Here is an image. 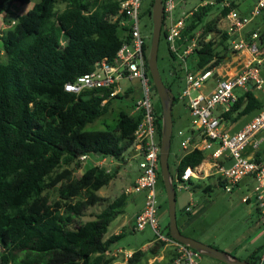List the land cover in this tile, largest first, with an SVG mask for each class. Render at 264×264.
I'll use <instances>...</instances> for the list:
<instances>
[{
  "label": "trees",
  "instance_id": "obj_1",
  "mask_svg": "<svg viewBox=\"0 0 264 264\" xmlns=\"http://www.w3.org/2000/svg\"><path fill=\"white\" fill-rule=\"evenodd\" d=\"M202 1L214 4L201 5L192 12L178 42L184 49L201 32L198 47L188 58L190 69L196 71L217 68L230 56V37L219 28L229 9L221 7L220 18L210 19L213 7L223 0ZM29 3L30 0L0 1V15H5L9 26L0 37V264H114L111 245L121 240L124 233L109 237L107 233L111 223L124 213L129 196L123 194L110 202L99 195L114 179V175L105 174V168L94 166L75 178L72 167H81V158L91 155L125 163V153L134 145L143 114L121 111L114 129L85 131L89 124L106 115L113 101L121 96L110 98L111 89L74 94L67 92L65 85L90 74L97 63L116 58L127 41L124 32L119 35L122 17L111 20L119 15V2L40 0L18 16L14 24L8 20L14 13L13 6ZM58 3L65 5L59 13ZM231 4L232 9L237 8ZM162 34L166 38L164 27ZM252 34L245 35L246 39ZM258 34L259 43L263 44L264 33ZM150 46H145L147 64ZM221 47H225L224 53ZM168 52L174 62L179 60L170 48ZM150 80L152 91L158 96L151 77ZM177 102L175 97L173 107ZM261 108V103L248 92L237 99L224 119L233 123ZM154 111L161 144L160 101L154 103ZM174 139L173 134L169 166ZM256 158L260 161L259 155ZM205 159V153L199 150L183 156L176 163L177 179H182L188 167H198ZM220 185L223 187L222 182ZM190 186L194 191L192 183ZM51 191L57 193V200H51ZM104 204L92 220L81 222L89 208ZM162 234L171 238L169 225ZM165 246L156 242L151 248L152 256ZM263 248L253 252L247 261L259 264ZM142 256V250L134 252L128 264H136Z\"/></svg>",
  "mask_w": 264,
  "mask_h": 264
},
{
  "label": "built area",
  "instance_id": "obj_2",
  "mask_svg": "<svg viewBox=\"0 0 264 264\" xmlns=\"http://www.w3.org/2000/svg\"><path fill=\"white\" fill-rule=\"evenodd\" d=\"M118 2L119 15L111 17V20L116 21L119 16L122 17L120 28L126 34L127 41L124 42L113 61L104 60L97 63L94 71L78 78L73 83L66 84L65 90L81 94L86 90L111 89L110 98H113L122 92L120 88L122 81L137 80L140 82L142 95L136 101L134 112H142L143 118L135 132L133 145L138 153L137 157H140V175L135 184L127 191L130 195L145 191L146 197L144 208L135 218V229L143 231L150 227L157 235V242H163L166 246L174 249L175 255L169 264H200L202 255L198 251L172 237H167L159 230L156 185L160 171V144L156 140L157 126L153 91L145 55L147 41L141 30L142 0H118ZM177 4L178 0H163V27L167 33L166 40L169 48L176 54L185 71L186 88L180 94V99L187 101L193 129L200 133L204 144L202 150H210L216 145L217 149L213 152V158L220 159L227 153L232 161L230 167L219 168V173L226 182L225 191L231 193L240 181L246 177H252L255 182L252 195L244 197L242 201L248 203L251 198H254L258 210L264 218V162L249 159L244 155V150L251 139L264 130V108L248 125L234 134H230L225 129L227 121L224 119V115L230 113L237 102L235 89L240 88L247 92L249 85L257 90H261L264 86V78L261 75V68L264 66V43H259L258 33H253L249 40L244 34L248 23L264 10V0L257 2L249 18L242 17L236 9H232L230 0H223L220 4L223 9H229L228 14L221 19L225 26H219L230 37L228 59L242 52H248L249 59L244 62L236 74L216 76V86L209 94L204 92V88L215 76V72L220 66L214 69L190 71L187 59L198 47V38L201 36V32L190 41L186 48L181 49L178 46V42L183 38L186 20L192 12L186 15H177ZM207 4H214V1H205L203 6ZM209 38L211 35L208 36ZM106 102L107 100L103 104ZM191 143L190 138L183 140L182 149L187 150L192 146L194 150L202 151L198 145ZM87 159L86 156L81 158L82 161ZM199 173L198 167H188L182 179L176 180V189L190 190V180L198 178ZM192 207L193 203L189 204L186 211L190 212ZM133 253L118 252L115 256H121L122 260L114 262V264H128ZM259 264H264V248Z\"/></svg>",
  "mask_w": 264,
  "mask_h": 264
},
{
  "label": "rangeland",
  "instance_id": "obj_3",
  "mask_svg": "<svg viewBox=\"0 0 264 264\" xmlns=\"http://www.w3.org/2000/svg\"><path fill=\"white\" fill-rule=\"evenodd\" d=\"M0 1H5L9 3L10 0ZM82 1L84 3H87L92 2L94 0ZM99 1L104 2L106 0ZM230 1L235 3L237 7L236 2H238V0ZM240 1L246 3V5L251 7V5H253L254 1L256 0ZM38 2H40V0H30V3L27 5L18 7L17 9L12 8V11L14 13L13 15L8 16V20H18V16L26 14ZM203 3L204 2L202 0H178L176 13L177 15H186L195 11L199 6L203 5ZM152 7V0H142V7L140 11L142 23L141 30L143 35L146 37L147 43H149L150 45L152 42L153 22L152 17L149 13L150 10H152ZM64 8L65 5L63 3H58L56 6L57 13L63 11ZM220 9V5H215L213 7L214 11L209 18L219 19L221 16ZM236 10L238 12L240 11V9L238 8H236ZM257 22H259V25L261 27L259 30L260 33H264V13L261 15L260 18H258ZM119 35H123V31L119 30ZM161 36L162 37L158 52L159 71L164 84L168 87H171L173 94L175 95V97L178 98V102L173 107V134L175 139L173 141L172 148L174 150V148L176 147V142L178 140L177 136L179 138L181 137L178 135L179 125L176 122L177 112L181 111L182 116L185 119L184 128H186V130L192 127V120L189 116V111L185 106L187 101L180 99V94L183 92L182 90H184V88L186 87L185 71H183V65H181V62L179 60L177 62H174L171 59L168 52V42L166 41V38L163 34ZM217 39L219 43L220 37ZM225 47H221V50L219 49L221 53H224L223 48ZM3 61H6L5 57L3 58ZM187 63L190 69L192 65L191 60H188ZM174 71L177 72V75L173 74ZM190 71L196 72L195 68L190 69ZM120 88L122 90V92L120 93V99H115L110 107L109 112L103 117L97 119L92 124H89L85 128V131H103L114 129L118 122V116L121 111L127 113L134 112L135 100L140 99L142 95L140 82L137 80H124L120 83ZM128 90L132 91V94L126 95L125 92ZM237 93H240V91H238ZM159 101V97L155 96V93L153 92V102L158 103ZM253 115L254 112L241 117L236 122H233L229 129V132L235 133L239 131L240 128H242L251 120ZM262 136L264 137V132L262 133ZM156 140L159 141L157 135ZM131 149H133V147ZM131 149H129L125 153L126 163L122 164L120 167H115L114 165H99L100 168H105V170L107 171H105V174L114 175V179L110 182L107 187L103 188L99 192V195L105 197L110 202L114 201L116 198L120 197L123 194H127L129 196V202L124 213L119 216L113 223H111L108 229L107 237L111 235H116V233H124V237L121 240L111 245V254L115 253V251H117L118 249H123L131 252L144 250L145 247L149 245V243L157 242V235L150 227L143 231H138L135 229V223L132 222L133 216L138 211V209L141 207L144 208L146 192L143 191L140 193H134L129 195L127 191L130 187L131 182L137 177L138 173L140 172L139 163L135 159L128 158ZM259 150L264 155V143L259 146ZM95 162L96 156L91 155L89 156L88 161L82 162L81 167L76 168L75 166H73L72 169L74 177H81L85 171H87L91 167H94L92 165ZM170 167L171 175L174 179H176V166L174 163L173 153L170 158ZM156 195L159 230L161 233H166L167 226L169 225V206L167 204L168 198L162 179L158 180L157 182ZM49 196L52 201L58 199V195L55 191H51ZM243 196L244 194H242L241 190H234L232 193H227L221 186H218L214 183L211 186L210 192L206 194L199 192L196 193L192 198L189 193L178 190L177 222L180 227L183 226V221L189 220L188 215L185 213V209L188 207V204L191 203V200L194 201V203H197L199 206L203 205L205 207L200 215L195 217L193 220H190L189 225L186 226V228H184L183 230L184 234H182L187 237H192L199 242L213 243L214 245H217V247H219V249L221 250L226 249L227 251L233 253V255L240 261L248 260L253 252H255L258 248L264 245V219L262 217H259L253 205L244 204L242 202ZM105 206L106 204L89 208L85 212L84 217H82L81 222L85 223L87 221L92 220L94 214L100 212ZM163 248L157 251L159 255H165V253H170L169 251L166 252V250ZM143 252L144 256L139 257L136 264H150L149 258L153 257L151 249L148 248ZM1 253L2 247L0 245V255ZM115 254H118V251ZM115 254L112 255L115 256ZM121 260V256H117L115 262ZM200 264L225 263L220 262L216 259L202 256Z\"/></svg>",
  "mask_w": 264,
  "mask_h": 264
},
{
  "label": "crops",
  "instance_id": "obj_4",
  "mask_svg": "<svg viewBox=\"0 0 264 264\" xmlns=\"http://www.w3.org/2000/svg\"><path fill=\"white\" fill-rule=\"evenodd\" d=\"M258 1L259 0L254 1L253 5H251V7H249L248 5H246V3L241 2L240 0H238V2H236V3H237V8L240 9V11H239L240 15L242 17L249 18L253 7L257 4ZM12 8L17 9L18 7L13 6ZM262 14H260L257 18L252 19V21H250L248 23V25H247V27H246V29L244 31L245 35L252 34V33H258L257 28L260 25H259V22H257V20H258V18L261 17ZM12 22L14 24L15 21L12 20ZM221 23H222V26H221ZM219 26L223 27V26H225V23L220 21ZM8 27L9 26L7 24H5V15L4 14L0 15V37L3 35V32ZM248 59H249V53L248 52H242L240 54H236L234 56H231L230 59L226 58L225 62L216 70L215 76L212 79H210V81L205 86L204 92L206 94H209V93H211L214 90V88L216 86V79H215L216 76L217 77H219V76L221 77V76H230V75L236 74L239 71V68L242 67L244 62H246ZM261 75L264 78V66H262V68H261ZM182 91H184V90H182ZM238 91H240V93H237ZM248 92H251L254 95V97L261 103L262 108H264V86H263V88L261 90H257L255 88H253L252 85H249V91H247V92H245L244 90H242L240 88L235 89V95H236L237 99L239 97L243 96L244 94L248 93ZM185 106H186L187 110L189 111L187 102H186ZM260 111L261 110L254 111V115L251 118V120L247 124H245L242 128H240L239 131H241L246 125H248L258 115V113ZM189 116L191 118L190 111H189ZM191 120H192V118H191ZM176 122L179 125V127H178L179 128L178 129V135L181 136V137L179 138L177 136L178 140L176 142V147L173 150V157H174L175 166H176V163H178L183 156H185V155L191 153L192 151H194V148L192 146L189 147L187 150H183L182 146H181V143H182L183 140H185L187 138H190L191 141H192L191 144L198 145L200 147V150H202L203 145H204L203 142H202V138L200 136V133L197 130L193 129V126L190 129H187V130H186V128H184L185 119L183 118L181 111L177 112ZM191 124H192V122H191ZM232 124L233 123L231 121L225 122V129L228 132H229V129H230ZM239 131H237V132H239ZM237 132H235V133H237ZM263 132H264V130H262L259 133H257L251 139V141L249 142V144L245 148L244 155L246 157H248L249 159H257L256 156L259 155L260 161L264 162V155L259 150V146L262 143H264V137L262 136ZM179 133H182V134L180 135ZM230 134H234V133H230ZM216 149H217V146L214 145L212 147V149H210V150H202L205 153V155H206V159L200 166H198V168L200 170L198 178H196V179L192 178L190 180V183H192L193 188H195V190L193 191L192 186H191V189L187 190V191L177 188L176 189V193H177L178 190H181L183 192L189 193L191 195V198H192L196 193L202 192V193L206 194V193L210 192L211 191V186H212L213 183L218 185V186H221L220 182L223 183V187L222 186L221 187L225 191L226 182L221 177V175L219 173L220 172L219 168L230 167L232 165V161L229 158L227 153H225L220 159H217V160L214 159L212 155H213V152ZM137 156H138V153L135 150V148L131 149V152H129L128 158L135 159L139 163L140 157H137ZM88 160H89V157H88V159L86 161H88ZM125 163H122V162H119V161H115V160H112V159H108V158H100L99 156H96V162L93 163L92 166H96V165H98V166L99 165H101V166H104V165L113 166L114 165L115 167H120L122 164H125ZM139 175H140V172L138 173L137 177L131 182L129 189L135 184V182L138 179ZM175 178L176 179H174L172 177L174 185H175V182L177 180V171H176V177ZM254 186H255L254 179L252 177H246V178H244L242 181H240L237 184V186L234 188V190H241L242 191V194H244V196L242 197V200H243L244 197L252 195V190H253ZM190 202L191 203H189V204L193 203V207L191 208L190 212L186 211L187 208L185 209V213L187 215L189 213V215H188L189 220L188 221H183V223H182L183 226L182 227H180L178 225L179 228H180L181 233H183L184 228H186V226L189 225L190 220H193L195 217L200 215L201 212L205 208L203 205L199 206L197 203H194V201H192V200ZM244 204L253 205V207L256 210V212L259 215V217L260 218L262 217L260 211L258 210V207L256 205V202H255L254 198H251L248 203H244ZM142 209H143V207L139 208L138 211L134 214L132 222L135 221V218H136L137 214L140 213L142 211ZM117 234L118 233H116V235ZM189 238H192V237H189ZM192 239H194V238H192ZM154 243L155 242L149 243V245L146 246L145 249L142 250V251H145L148 248L151 249L155 245ZM201 243H203V242H201ZM204 244H206L208 246H212V247H214V248H216V249H218V250H220L222 252H226V253L234 256L233 253H231L230 251H227L226 249L221 250V249H219V247H217V245H214L213 243H204ZM163 249H165L166 252L169 251L170 253H165V255L157 254L155 257L154 256L150 257L149 258V263L150 264H157V263H159V264L160 263L161 264H169V263L172 262V260L174 258V255H175L174 249L172 247H170V246H165ZM233 249H235V248H233ZM224 250H226V251H224ZM117 251L122 253V252H124L126 250L118 249ZM117 251H115V253ZM129 252H131V251H129ZM115 253H112V254H115ZM157 257H159V258H157ZM152 261H153V263H152Z\"/></svg>",
  "mask_w": 264,
  "mask_h": 264
},
{
  "label": "water",
  "instance_id": "obj_5",
  "mask_svg": "<svg viewBox=\"0 0 264 264\" xmlns=\"http://www.w3.org/2000/svg\"><path fill=\"white\" fill-rule=\"evenodd\" d=\"M163 0H154L152 7L153 34L148 59L149 72L156 88L162 107L163 128L160 144V171L164 182L168 206H169V228L171 237L190 248L198 251L202 256L216 259L225 264H251L249 261H240L234 256L222 252L212 246H208L197 240L184 236L177 222V193L171 177L169 156L171 151V140L173 136V103L175 96L163 82L158 67V52L162 28L164 22Z\"/></svg>",
  "mask_w": 264,
  "mask_h": 264
}]
</instances>
